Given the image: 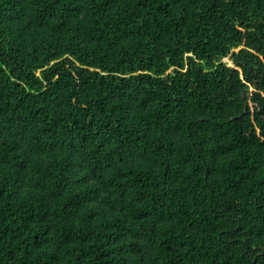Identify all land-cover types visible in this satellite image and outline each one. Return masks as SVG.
Here are the masks:
<instances>
[{
    "label": "trees",
    "instance_id": "1",
    "mask_svg": "<svg viewBox=\"0 0 264 264\" xmlns=\"http://www.w3.org/2000/svg\"><path fill=\"white\" fill-rule=\"evenodd\" d=\"M0 264H264V0H0Z\"/></svg>",
    "mask_w": 264,
    "mask_h": 264
},
{
    "label": "rangeland",
    "instance_id": "2",
    "mask_svg": "<svg viewBox=\"0 0 264 264\" xmlns=\"http://www.w3.org/2000/svg\"><path fill=\"white\" fill-rule=\"evenodd\" d=\"M242 48H243L242 46H239V47H237V48L232 49L231 51L234 52V53H237V52H238L239 50H241ZM218 63H223V64H225V65L228 66V67H234V66H233V63H232V61L230 60V57H229V56L226 57V58H222V59H220V61H219ZM218 63H217V64H218ZM36 75H39V72H37Z\"/></svg>",
    "mask_w": 264,
    "mask_h": 264
},
{
    "label": "water",
    "instance_id": "3",
    "mask_svg": "<svg viewBox=\"0 0 264 264\" xmlns=\"http://www.w3.org/2000/svg\"><path fill=\"white\" fill-rule=\"evenodd\" d=\"M235 120V119H234Z\"/></svg>",
    "mask_w": 264,
    "mask_h": 264
}]
</instances>
